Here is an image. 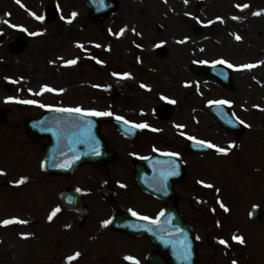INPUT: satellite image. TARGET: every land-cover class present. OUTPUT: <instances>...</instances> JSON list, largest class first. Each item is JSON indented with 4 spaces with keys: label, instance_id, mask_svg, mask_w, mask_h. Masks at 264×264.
Instances as JSON below:
<instances>
[{
    "label": "rangeland",
    "instance_id": "374dc122",
    "mask_svg": "<svg viewBox=\"0 0 264 264\" xmlns=\"http://www.w3.org/2000/svg\"><path fill=\"white\" fill-rule=\"evenodd\" d=\"M52 6L54 9L48 12ZM88 14L86 0H20L19 3L0 0V110L8 112L9 120L8 125L0 123V198L5 199L6 207L19 210L14 207L17 201H12L14 196H11L20 194L15 188L21 186L17 183L22 179L19 174L25 169L30 174L39 169L35 160L22 164L28 144L22 135L25 125L21 123V113L28 109L20 99L35 100L42 105L47 100L49 105L51 100L60 99L75 104L80 98L82 110L98 112L107 106L116 108L117 113H122L119 106L134 107L148 121H159L161 128L181 132L183 136L186 131L180 128L185 122L192 131L187 136L210 139L232 151L229 145L238 140L219 126L207 110L216 101H226L224 104L235 116L244 119L248 129L242 141L235 144L239 161L236 156L227 157L229 151L226 157L215 154L208 159L207 155H201L202 161L180 154L179 157L186 162L191 160L197 176L213 178L224 192L246 187L242 191V206L229 197L228 211L218 207L208 213L210 230L213 237L228 243L230 249L225 254L236 264L242 260L244 264H264V221L260 225L254 219L248 220L251 203L264 205V146H261L264 139V0H120L119 10L98 24H93ZM37 16L43 20L36 19ZM179 18H184V26L190 21L191 29L185 28L189 33H183ZM17 41L25 47L18 54H11L10 45ZM162 51H166L163 58L159 57ZM69 60L76 63L67 65ZM221 60L226 63L219 65L227 68L232 65L231 91L224 90L215 80L193 73L195 68L200 72V68H209L208 63ZM249 64L254 67H243ZM237 68L241 73L235 74ZM4 84H11L10 93L3 88ZM42 88L45 90L41 91ZM103 90L110 92V97L103 96L100 92ZM43 94L46 97L38 101ZM62 105L71 104L62 102ZM160 107L172 110L162 121L155 117ZM132 164L129 159L125 161V167ZM147 165L157 167L159 161L153 160ZM117 178L124 181L125 187L138 189L136 183L126 178L125 171H120ZM133 179L136 182L135 176ZM5 194L9 195L5 198ZM29 196L20 199L24 211L31 209ZM34 202L37 205L40 200L34 199ZM210 204H204V211ZM9 212L0 220H21L16 211ZM189 217L198 227L199 235L204 236L207 221L194 212ZM13 223L0 227V264H71L66 262L67 252L60 251L56 256L47 249L40 252L42 244L34 240L37 234L34 220L27 221L23 228L10 230ZM234 235L240 236L244 243L234 241ZM106 236L96 243L100 245L94 249L100 251L97 255L121 258L118 264H126L124 257L132 256L142 264L148 251L140 253V243H131V248H124V252L109 253L107 244L102 247ZM51 237L55 238L54 232ZM83 237L81 230L62 238L66 240L65 247L76 241L83 249ZM200 244L196 264H204L207 259L211 264L222 263V248L210 252V246L216 247L219 241L209 239L206 244L204 241ZM92 247L88 246L89 251ZM75 264L97 263L85 256ZM109 264L117 263L110 261Z\"/></svg>",
    "mask_w": 264,
    "mask_h": 264
},
{
    "label": "flooded vegetation",
    "instance_id": "af4514ba",
    "mask_svg": "<svg viewBox=\"0 0 264 264\" xmlns=\"http://www.w3.org/2000/svg\"><path fill=\"white\" fill-rule=\"evenodd\" d=\"M29 107L33 109L32 106ZM119 110H122L123 114L117 113V115H114L113 112V116L106 117V120H103L102 123L103 137L111 153L101 166L84 165L81 167H84L83 171L79 168L69 175L48 172L45 168V158L46 146L49 141L46 138H41L32 142L28 138V147L26 150L24 148L26 152L24 155L25 161L28 164L32 160L38 161L39 169L38 167L37 169L34 168V173L30 174L29 170L24 168L25 171L19 174L23 179V183H20L21 186H15V188L19 189L22 195L13 197L12 201H17L14 207H20L22 210H10L9 213L16 211L17 216L21 218L18 221L34 220L37 223L35 224L37 234L34 240L43 242L40 252L47 249L55 256L56 253L63 252V243L66 240L62 237L77 233L80 229L84 233L83 239L98 240L101 236L107 234L111 237H122L119 240H109L107 252L120 253L124 251V248L125 250L130 249L133 241L142 243L140 251H148L143 262H141L142 264H148V255L156 253L157 250L147 239L127 236L110 228V221H140V216H147L149 220H156L165 207V204L157 197L145 193L139 188L125 187L124 181L120 182L117 175L120 171H125L126 178L136 183L133 176L135 174L142 175L145 172L142 170L143 164L141 163L144 159L163 156V154L169 152L188 157L191 154L186 150V140L181 132H173L169 128L159 127V121L154 118L153 122L148 121L143 112L135 111L134 107H119ZM33 111L38 112L37 110ZM159 114L165 115L166 113L159 112ZM159 114L155 116L159 117ZM116 117L123 118V120H119L121 123L117 125L114 122L117 120ZM125 120L128 121L127 124L129 125L146 124L148 127L137 129L128 127L125 123H122ZM181 125L182 128L180 129L182 131H186L189 135L192 134L185 122ZM205 136H207L206 132ZM184 147L185 150H183ZM193 156L199 157L197 155ZM128 159L133 164L130 167H125V161ZM181 161L184 164L185 174L183 178L177 180L174 184L178 212L185 221H193L192 217H189L192 212L201 214L203 221H210L207 211H204V204H210L212 199H216V203L219 202L221 192L217 191V195L213 196V193L208 191L205 186L206 177L195 174V166L191 164V160L186 162L181 159ZM139 162L140 166L138 165V167L140 169L136 171V164ZM209 182L214 183L213 181ZM29 194L28 202L32 206L30 211H24L20 199L22 196H28ZM227 195L232 196L228 193ZM33 198L39 199L40 202L36 205ZM193 199L198 201L200 211H194L191 208ZM57 208H59V212L49 220V215ZM132 211L138 215L133 216ZM23 216L28 219L22 218ZM45 221H48V225L45 224ZM105 221H109L107 226L104 224ZM64 222L68 224L63 225ZM38 224L41 225V228H38ZM53 232L55 238L51 237ZM76 245H79V243L76 242ZM113 248L114 251H112ZM108 258L110 260L108 259L107 262L121 263V258Z\"/></svg>",
    "mask_w": 264,
    "mask_h": 264
},
{
    "label": "water",
    "instance_id": "95a60500",
    "mask_svg": "<svg viewBox=\"0 0 264 264\" xmlns=\"http://www.w3.org/2000/svg\"><path fill=\"white\" fill-rule=\"evenodd\" d=\"M88 3L90 6L89 15L92 21L94 22L101 21L103 18H106L109 14L115 11L116 8L118 7L116 0H88ZM15 46H16L15 52L19 51L21 45L19 46V44H17ZM221 74H222L221 79H223V77H226L224 70L221 71ZM48 116L49 115H45L42 119L36 120L33 123L28 124V130L30 131V134L32 135V137L39 136L38 134L45 131L42 129L41 126L44 124V122L48 123L47 121ZM0 121L5 123L3 113H0ZM56 121L59 123V125H62V126L67 123L68 125H73L76 129L80 128L77 130H82L86 128L85 130H88L91 133V135L92 134L94 135V138H92V141L98 145L100 144V135L98 133V128H99L98 121L87 120V122L89 123L84 128H81V126L84 124V120H80V119L74 118L69 115H58L56 117ZM221 121H222V125L226 127L227 129L233 132H236V133L240 132L241 130L240 127L235 125L229 116L228 117L222 116ZM98 158H99L98 155L88 156L86 158H82L81 160L80 158H75L72 164H74V167H76L86 161L95 162L98 160ZM168 212H169L168 215L172 217L173 212L171 210H168ZM254 214H255V217H258L260 212L255 211ZM133 223H134L133 221L121 222L120 224L121 230L127 233H130V234L136 235L137 233L135 232V229L132 228ZM169 223L174 227L172 229L176 232L179 231V233L177 234L176 232H170V236L167 239L160 238L158 236L159 234L164 235L165 234L164 232H159V234L157 232L158 234L157 235L155 231L148 232V233L145 231H141V233L139 234L148 236L151 239V241L156 246L159 247L161 251L168 252L171 256L172 264H194L196 254H195V248H194V239L193 237L191 239V235L189 232L190 228L186 226L183 221H179L177 218H175L174 221H169ZM162 224H164V221H159V225H162ZM180 235H181V238L183 239L179 238ZM166 241H168L169 244H163V242H166ZM174 246L176 248H174ZM188 249H190L189 252L187 251Z\"/></svg>",
    "mask_w": 264,
    "mask_h": 264
},
{
    "label": "snow or ice",
    "instance_id": "6c2138e0",
    "mask_svg": "<svg viewBox=\"0 0 264 264\" xmlns=\"http://www.w3.org/2000/svg\"><path fill=\"white\" fill-rule=\"evenodd\" d=\"M20 2V0H17V3H19ZM237 7H241V8H243V7H248V5H243V6H237ZM257 15H258V13H256ZM72 16L74 17V16H76V13H72ZM36 19H38V20H43V17H40V16H37V17H35ZM233 19H236V17H233ZM121 31H123V29L121 30ZM236 39H240V37L239 36H237L236 37ZM76 63V60H69V61H67L66 62V64L67 65H74ZM97 63H100V61H97ZM217 63H226L225 61H218ZM228 67H232V65H228ZM243 67H245V68H251V67H254V65H251V64H249V65H244ZM115 75V74H114ZM141 87H144V85H141ZM45 89H43L42 88V90L41 91H44ZM47 90L48 91H53V89H51V88H47ZM37 94H39V93H37ZM162 99H165L164 97H161ZM9 99H11V98H9ZM20 103H24V104H35L36 102L35 101H33V100H25V101H19ZM170 103H175V101H169ZM216 103H220V104H223V103H227L226 101H216ZM40 107H45V105H39ZM56 111H64V112H69V113H78V114H81V115H83V116H109V115H111V113H109V112H98V111H84V110H82V109H80V108H66V109H56ZM116 119L117 120H123V118L122 117H116ZM124 123L125 124H127L128 123V121H124ZM240 123H244L243 121H240ZM245 126H247V125H245ZM133 127H138V128H146V127H148L146 124H139V125H133ZM179 127V126H178ZM153 131H156L155 129H152ZM188 139L189 140H193L194 138L193 137H188ZM196 143L197 144H199V145H201V146H206V147H209V148H215L216 149V151H217V153H220V154H227V150L226 149H224V148H219V147H217V146H215V145H213V144H211V143H206L205 141H196ZM229 147H233V145H229ZM167 155H170V156H177L178 154H176V153H168ZM17 183H23V179H21L20 181H18ZM122 187H123V185H121ZM206 187H211V185H205ZM221 207L222 208H224V211H228V209L226 208V207H224V205L223 204H221ZM131 211V210H130ZM57 212H59V208H57V209H55V210H53V212L49 215V217H48V219L49 220H51L52 218H53V216L57 213ZM131 214L133 215V216H137L138 214L136 213V212H134V211H132L131 212ZM163 213H161V215H162ZM139 219H142V220H149V217H147V216H140L139 217ZM151 222H155V221H151ZM11 223H13V220H4V221H2V222H0V224H3V225H9V224H11ZM109 223V221H105L104 222V224L105 225H107ZM232 239L234 240V241H236V242H239V243H241V244H243L244 243V240L240 237V236H233L232 237ZM219 243L220 244H222V245H226V241H224V240H220L219 241ZM80 255V253H75V254H73L72 256H69V257H67V260L68 261H72V260H74L76 257H78ZM124 259L125 260H127V261H130V262H132V264H139V261L138 260H135V258L134 257H132V256H125L124 257ZM232 264H236V262L235 261H233L232 262Z\"/></svg>",
    "mask_w": 264,
    "mask_h": 264
},
{
    "label": "bare ground",
    "instance_id": "6f19581e",
    "mask_svg": "<svg viewBox=\"0 0 264 264\" xmlns=\"http://www.w3.org/2000/svg\"><path fill=\"white\" fill-rule=\"evenodd\" d=\"M178 20L181 21L180 23H181L182 26H183V29H182V30H183V33H189L188 31L185 30V28L188 26V29H191L192 24L190 23V21H186V22H187V23H186L187 25L184 26V23H183V22H184V21H183L184 18H179ZM237 73H238V72H236L235 74H237ZM239 73H241V72H239ZM184 78H186V77H184ZM184 78H182V79H184ZM160 111H165V107H164V109H160Z\"/></svg>",
    "mask_w": 264,
    "mask_h": 264
}]
</instances>
